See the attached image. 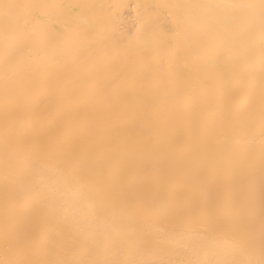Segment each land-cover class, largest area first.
Instances as JSON below:
<instances>
[{
    "label": "bare ground",
    "instance_id": "bare-ground-1",
    "mask_svg": "<svg viewBox=\"0 0 264 264\" xmlns=\"http://www.w3.org/2000/svg\"><path fill=\"white\" fill-rule=\"evenodd\" d=\"M0 264H264V0H0Z\"/></svg>",
    "mask_w": 264,
    "mask_h": 264
}]
</instances>
